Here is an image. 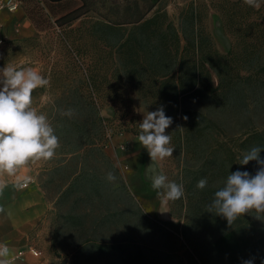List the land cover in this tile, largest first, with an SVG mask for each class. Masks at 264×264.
I'll use <instances>...</instances> for the list:
<instances>
[{
	"label": "trees",
	"instance_id": "obj_1",
	"mask_svg": "<svg viewBox=\"0 0 264 264\" xmlns=\"http://www.w3.org/2000/svg\"><path fill=\"white\" fill-rule=\"evenodd\" d=\"M21 1L35 27L41 31L53 27L51 15L61 27L81 16L80 13L74 15L81 6L63 14L56 13L53 3L61 0ZM31 1L34 3L32 7L27 5ZM258 5L249 7L244 0H220L217 11L225 33L231 37L234 32L243 33L239 35L245 42L253 29L264 32V0H258ZM146 15L139 14L135 19L123 21L122 24L134 25L128 31L119 26L95 23L93 31L100 30L97 38L101 42L95 50L97 57L89 63L84 62L78 53L75 55L81 77L79 87H76L77 95L73 90L69 92L68 105L77 111L71 115H59L53 127L56 135L61 130L59 133L63 134L59 143L67 146V153L74 154L76 159L75 167L67 177V187L57 201L60 206L68 199L66 197L75 195L65 224L69 230H76L75 237L67 244L74 243L77 250L72 262L63 264H80L78 250H89V247L95 252L98 264H107L109 257H113L111 264H125V260L130 259L133 260L130 264H185L184 259L175 253L178 249L171 244L163 248H142L132 238L119 235L122 229L116 216L121 192L127 190V182L100 143L107 133L110 119L101 114V107L109 105L115 116L118 114L112 102L100 101L109 90L112 92L114 85L116 93L112 95L119 94L116 89L118 81L112 84L105 71V57L112 50L116 53V65L110 77L131 86L136 107L148 105V97L152 96L153 111L163 106L165 114L172 117L173 123L166 129V134L171 136L168 146L174 148L172 157L184 172L185 195L180 202L182 207L186 202L183 214L187 222L185 231L197 232L187 236L191 238L199 263L193 258L189 262L243 264L254 258V264H264V246L247 234L239 225V218L229 225L222 216L207 211L215 191L223 186L227 176L240 170L236 164L237 153L243 155L253 146L264 147V129L258 130L261 128L258 113L261 112V98H264V78H256L251 73H234L232 65V61L242 54L246 71L264 70L263 50L257 43L246 41L242 52L238 51L237 55L234 54V45L226 55L221 54L209 33L199 26L201 17L194 5L181 13L178 26L166 12L156 10L151 17ZM84 86L96 95L87 99L82 93ZM234 118L243 122L239 128ZM244 128L241 139L237 133ZM124 131L139 135L140 129L139 126H125L112 134ZM260 155H264V150ZM258 167L256 161H250L242 171L255 175ZM108 172L115 174V182L106 180ZM202 178H207L208 184L200 190L196 184ZM83 194L92 200L96 197L105 201L104 213L76 214L73 206H77ZM169 204L171 215L181 217V213L174 209V202L169 201ZM215 230L218 234H205L206 247L198 242L200 233ZM52 235L54 253L60 257L67 245L62 239V230L55 229ZM126 248L131 249L130 254H126Z\"/></svg>",
	"mask_w": 264,
	"mask_h": 264
},
{
	"label": "rangeland",
	"instance_id": "obj_2",
	"mask_svg": "<svg viewBox=\"0 0 264 264\" xmlns=\"http://www.w3.org/2000/svg\"><path fill=\"white\" fill-rule=\"evenodd\" d=\"M19 1L22 2L21 0ZM22 4L25 5L24 2H22ZM27 5L32 7L34 3L32 1L27 2ZM53 5L58 14L66 13L81 6L80 10L74 13V15L80 13L81 16L72 22H67L61 27L54 22L51 15L53 27L47 30H38L34 35L29 37L23 35L16 27H10L5 33L4 39L6 43L0 52V69L6 65H13L17 68L37 65L41 68L44 77L49 80V84L46 87L37 88L33 91L32 107L38 113L45 114L52 127H54L57 117L67 113L69 108L72 110V113L77 111L75 108H71L68 105V102H70L68 97L69 92L73 90L77 95L78 89L76 87H79L78 79L81 77L75 55L78 53L79 57L81 56L84 62L89 63L97 57L95 50L101 42H99L97 38L98 34H100V30L96 29L93 31V25L95 23L99 22L112 27L119 26L123 28L124 31H128L134 25L130 23L122 24L123 21L135 19L139 14L145 13L147 14L146 17L149 18L156 10H160L161 12H166L169 19L178 26L181 13L190 5H194L199 10L201 17L199 26L209 33L212 43L221 54L226 55L234 45L236 47L234 54L237 55L238 51L239 53L242 52L241 49L245 47L246 41L257 43L261 46L264 53V32L253 29L252 35L250 34L245 42L241 40L242 37L240 36L241 34L244 35L243 33L234 32L232 37L225 33L222 18L217 11V8L220 7V0H61L58 3H53ZM74 48L76 49L75 51L73 50ZM83 50H87V52L83 53ZM105 62L106 75L109 81L112 79V84L118 81L116 89H118L117 91L119 92L116 96L112 95L116 93L114 85L112 92L108 89V95L106 94L105 97H100L101 102L110 101L118 110V114L115 116L114 113L113 117L108 120L107 132L109 130L111 133L117 132L125 126L137 128L139 123L142 122L144 114L153 111V105H151L153 97H148V105L137 108L132 98L131 86L123 80L119 81V79L110 77L116 65V53L114 50L106 55ZM232 65L234 73H240L242 75L251 73L252 76L256 78H264V70H251L249 72L245 70L243 67L244 64L242 63V54L239 59L232 61ZM109 87H111V85ZM82 91L87 99L93 98L96 95L92 91L90 92V89L86 86L83 87ZM262 96H264V94H262ZM259 106L261 112L258 113V121L261 128H258V130H262L264 129V98H261ZM250 115L253 116V113H250ZM235 120L236 126L239 124L237 126L239 128L243 122L237 121V119ZM245 130V128L241 131L238 130L237 136L239 137L241 132ZM59 131L57 133L58 138L62 137L61 134H63L59 133ZM243 136L244 135L240 136L241 139ZM108 139L109 137L106 133L100 140V143L105 147ZM59 145L51 160H41L43 168L37 174V180L45 190L49 199L53 201L54 209L52 211L53 215L51 216L52 233L55 229H61L62 239L67 244L69 239L76 235V230H69L68 225L65 224L68 212L73 205L75 195L66 197L68 199L63 201L60 206H58L59 203L57 204V201L61 193L67 187V177L72 168L75 167L76 159L74 154L67 153V146L60 143ZM260 157L264 159V155H260ZM241 158V152L237 153L236 164L240 171L243 170L244 166L238 164ZM161 164L169 181H175L177 183L183 182L184 172L182 168L177 166L176 160L173 157L165 158L161 161ZM103 169L105 170V168ZM104 202L105 201L102 199H96V197L92 200L86 194H83L77 206L73 207L76 210V214L88 213L90 215V213H99L100 215L104 213L105 210H103L105 205ZM140 206L141 203L139 205V202L127 185V190L121 192L120 208L117 210L118 216H116L117 223L122 229L119 234L120 236L132 238L134 242L139 243L142 248H152L153 246L163 248L171 244L174 248L178 249L175 253L184 259L185 264H192L189 262L191 258L199 263V260L193 252L191 238L189 239V236H187V234H197V232L191 231L190 229L185 231L187 222L183 214L186 212V202L182 207L180 200L174 201L175 211L181 213L182 216H172L171 220L167 221L147 216V211L145 213L143 211L144 209L142 210ZM262 219H264V217H262ZM262 219H258L255 215L248 216L244 214L239 217L238 223L246 229L247 234H249L251 238L260 241L263 247L264 220ZM200 234L202 235L198 238L199 240L195 236L194 239L198 240L201 245L203 244L206 247L207 238L205 234H218V232L215 230L210 233L206 232ZM112 235L115 234L112 233ZM71 244L72 245L68 243L65 248H63L64 251L61 253L60 257L55 255L52 245V260L48 264L72 262L77 249L73 247L74 243L71 242ZM130 250V248H126V254H130ZM147 250H144L145 253H148ZM78 252L80 264H98L92 247H89V250L85 251L78 250ZM125 257H128V255H125ZM112 258L113 257L107 258L106 263L111 264ZM131 261L133 262L131 259L125 260V264H130L129 262Z\"/></svg>",
	"mask_w": 264,
	"mask_h": 264
},
{
	"label": "clouds",
	"instance_id": "obj_3",
	"mask_svg": "<svg viewBox=\"0 0 264 264\" xmlns=\"http://www.w3.org/2000/svg\"><path fill=\"white\" fill-rule=\"evenodd\" d=\"M244 3L249 7L259 6L258 0H244ZM48 84L49 80L32 67L6 65L0 69V176H16L18 170L30 162L51 160L60 146L48 117L32 107L33 91ZM66 114L71 115L72 110L69 109ZM172 123V117L165 114L163 106L147 112L139 123L138 142L147 150L152 161L146 168L151 188L158 197L174 202L184 197L183 184L169 181L155 166L157 160L163 161L173 155L174 148L168 146L171 136L166 134V129ZM262 150L264 147L253 146L243 153L238 164L247 165L250 161H256L258 170L255 175L240 170L230 173L223 186L215 191L213 200L207 206L208 212L222 216L229 225L246 213L255 214L258 219L264 217ZM106 180L115 182V174L108 172ZM29 182L30 177L18 178L16 186L22 188ZM207 184V178H202L196 188L203 190ZM3 186L0 184V188ZM8 256V246L0 243V264H10ZM243 264H254V258Z\"/></svg>",
	"mask_w": 264,
	"mask_h": 264
},
{
	"label": "crops",
	"instance_id": "obj_4",
	"mask_svg": "<svg viewBox=\"0 0 264 264\" xmlns=\"http://www.w3.org/2000/svg\"><path fill=\"white\" fill-rule=\"evenodd\" d=\"M13 26L27 37L38 31L24 4L19 0L0 10V52L6 43V31ZM27 67H32L44 76L39 66ZM101 114L111 118L114 109L109 105L102 106ZM107 135L109 139L104 150L119 168L139 205L141 203L142 210L145 213L147 211V216L154 219L171 220L169 201L158 197L151 188L146 168L152 161L147 150L139 144L138 135L129 131L112 134L110 130ZM155 166L165 175L161 160H157ZM42 168L43 163L40 160L19 169L16 176H0V184L4 185L0 188V243L9 248L7 259L10 264H48L52 260L51 216L54 207L53 201L37 180V174ZM22 177H30V182L18 188L17 179ZM30 248L38 250L39 255H34ZM20 251L24 252L23 256H19Z\"/></svg>",
	"mask_w": 264,
	"mask_h": 264
},
{
	"label": "built area",
	"instance_id": "obj_5",
	"mask_svg": "<svg viewBox=\"0 0 264 264\" xmlns=\"http://www.w3.org/2000/svg\"><path fill=\"white\" fill-rule=\"evenodd\" d=\"M16 0H0V10L6 8V7H10L14 4ZM0 41L2 42V38H0ZM30 251L34 254V255H39V251L34 249V248H30ZM24 252L20 251L19 252V256H23Z\"/></svg>",
	"mask_w": 264,
	"mask_h": 264
}]
</instances>
